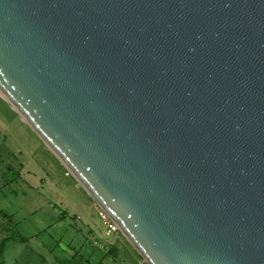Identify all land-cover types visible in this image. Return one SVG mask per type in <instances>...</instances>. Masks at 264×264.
Listing matches in <instances>:
<instances>
[{
  "label": "water",
  "instance_id": "1",
  "mask_svg": "<svg viewBox=\"0 0 264 264\" xmlns=\"http://www.w3.org/2000/svg\"><path fill=\"white\" fill-rule=\"evenodd\" d=\"M0 96L148 264H264V0H0Z\"/></svg>",
  "mask_w": 264,
  "mask_h": 264
},
{
  "label": "rangeland",
  "instance_id": "2",
  "mask_svg": "<svg viewBox=\"0 0 264 264\" xmlns=\"http://www.w3.org/2000/svg\"><path fill=\"white\" fill-rule=\"evenodd\" d=\"M21 122L0 101V165L11 168H0V240L10 238L3 264H100L99 246L115 243L114 235L104 236L94 202ZM19 164L26 165L31 176L22 172L26 184H8L16 180L14 168ZM105 260L104 264L132 262L125 256Z\"/></svg>",
  "mask_w": 264,
  "mask_h": 264
},
{
  "label": "crops",
  "instance_id": "3",
  "mask_svg": "<svg viewBox=\"0 0 264 264\" xmlns=\"http://www.w3.org/2000/svg\"><path fill=\"white\" fill-rule=\"evenodd\" d=\"M0 101H2V103H4L5 105H9L1 96H0ZM10 106V105H9ZM10 109L13 111V113H16L12 107L10 106ZM17 114V113H16ZM18 115V114H17ZM20 118V117H19ZM20 121H22L21 123H23L24 125H26L23 120L20 118ZM25 127H28L27 125ZM29 128V127H28ZM30 129V128H29ZM31 130V129H30ZM32 131V130H31ZM32 133V132H31ZM33 134V133H32ZM35 135V134H33ZM1 136V134H0ZM36 137V136H34ZM38 143L44 148V151L47 152V154L49 155V157H53L52 159L55 158V156L47 149V147L42 144V142H40V140H38V138H36ZM4 143L7 142V139L4 137ZM46 147V148H45ZM46 149V150H45ZM12 155V154H10ZM52 155V156H51ZM14 156V155H13ZM56 159V158H55ZM57 160V159H56ZM55 160V161H56ZM58 161V160H57ZM57 163H59V165L62 166V164L58 161ZM63 167V166H62ZM0 168L2 171H10L11 168L8 166H3L0 165ZM64 168V167H63ZM17 172V176H16V180L15 181H10L8 182V184L10 183L11 185L14 184V182L18 181H22L23 183L26 184L25 179L22 177V172H25L28 176H31V171L28 170V167L24 164H19L16 168H14ZM65 169V168H64ZM66 171V169H65ZM66 174L67 171H66ZM69 175V174H68ZM34 176V175H33ZM72 177V176H71ZM32 179H34L33 177H31ZM73 178V177H72ZM74 179V178H73ZM75 181V180H74ZM76 182V181H75ZM77 183V182H76ZM78 184V183H77ZM79 185V184H78ZM45 186V183L42 182L40 180V184L39 187L43 188ZM80 186V185H79ZM81 187V186H80ZM82 188V187H81ZM83 189V188H82ZM87 194V193H86ZM92 200V199H91ZM93 201V200H92ZM94 202V201H93ZM94 207L98 208L97 205L94 202ZM98 212H99V208H98ZM88 234L89 236H91V238H94V233L92 231L91 228L88 229ZM114 235V240L115 243L113 244H109V246H105L100 244L99 246V250L102 253V261L100 262V264H104V262L106 261L105 258H110L112 260H118L120 259L122 256H125L126 258H129L132 260V262H124V263H119V264H135L138 262H141L142 259L141 257L137 254V252L133 249V247L127 242V240L120 234V233H116L113 234ZM105 236V235H104ZM3 264V262H2Z\"/></svg>",
  "mask_w": 264,
  "mask_h": 264
},
{
  "label": "built area",
  "instance_id": "4",
  "mask_svg": "<svg viewBox=\"0 0 264 264\" xmlns=\"http://www.w3.org/2000/svg\"><path fill=\"white\" fill-rule=\"evenodd\" d=\"M98 217L100 218L103 226L105 227V232H104L105 237H110L113 234L120 233L116 224H114L112 220L100 209L98 212ZM135 264H148V263L142 260L141 262Z\"/></svg>",
  "mask_w": 264,
  "mask_h": 264
},
{
  "label": "trees",
  "instance_id": "5",
  "mask_svg": "<svg viewBox=\"0 0 264 264\" xmlns=\"http://www.w3.org/2000/svg\"><path fill=\"white\" fill-rule=\"evenodd\" d=\"M9 242H10L9 237H5V238L0 240V264H2L3 253H4V250L6 249Z\"/></svg>",
  "mask_w": 264,
  "mask_h": 264
}]
</instances>
